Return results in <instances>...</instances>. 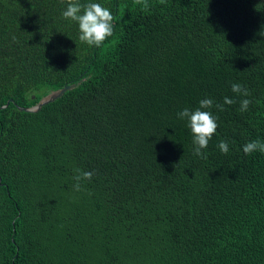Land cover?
<instances>
[{"label":"trees","instance_id":"1","mask_svg":"<svg viewBox=\"0 0 264 264\" xmlns=\"http://www.w3.org/2000/svg\"><path fill=\"white\" fill-rule=\"evenodd\" d=\"M78 2L112 12L101 45L68 0H0V264H264V0ZM205 98L206 159L177 116Z\"/></svg>","mask_w":264,"mask_h":264},{"label":"clouds","instance_id":"2","mask_svg":"<svg viewBox=\"0 0 264 264\" xmlns=\"http://www.w3.org/2000/svg\"><path fill=\"white\" fill-rule=\"evenodd\" d=\"M165 3V0H160ZM134 3L142 5L143 10H148L149 4L147 0H134ZM65 19H70L77 22L81 42L87 43L90 46L101 45L108 37L113 34L114 16L109 8L97 2H89L81 4L78 0H68L66 10L62 12ZM231 90L244 97L251 95L249 89L240 83H232ZM235 100L230 97H224V104H233ZM251 100L243 99L240 102V111L248 110ZM214 101L211 98H205L199 101V107L195 110L184 108L177 113L178 118L187 119L188 127L193 135L194 154L201 158H207L202 149L208 147L209 141L215 134L218 128V117L213 115L211 109ZM215 107L223 111V104H215ZM220 151L227 154L229 151L228 142L221 140L218 145ZM244 153L251 154L256 151L264 152V142L260 140H252L243 146ZM77 175L74 179L77 183L74 185L75 190L80 191L81 180H90L93 173L91 171L75 170Z\"/></svg>","mask_w":264,"mask_h":264},{"label":"water","instance_id":"3","mask_svg":"<svg viewBox=\"0 0 264 264\" xmlns=\"http://www.w3.org/2000/svg\"><path fill=\"white\" fill-rule=\"evenodd\" d=\"M75 86H76V84L64 85L63 87L56 89V90H53V91L49 92L47 95L43 96L39 100V102H37L35 105L30 106V107H25L24 109L27 111L35 112V111L39 110L40 107H42L43 105L55 100L56 98L60 97L65 91L70 90V89L74 88ZM10 101L11 100H8L7 103L5 105H3V107H6Z\"/></svg>","mask_w":264,"mask_h":264}]
</instances>
